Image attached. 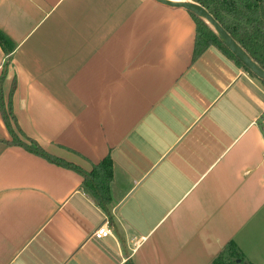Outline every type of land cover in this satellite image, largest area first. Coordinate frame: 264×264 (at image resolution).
<instances>
[{"label": "crops", "instance_id": "0c3cea01", "mask_svg": "<svg viewBox=\"0 0 264 264\" xmlns=\"http://www.w3.org/2000/svg\"><path fill=\"white\" fill-rule=\"evenodd\" d=\"M0 31L12 128L67 165L0 113V264H211L230 244L264 264V85L213 46L193 60L187 11L0 0ZM107 157L105 212L81 172Z\"/></svg>", "mask_w": 264, "mask_h": 264}, {"label": "trees", "instance_id": "16d2710c", "mask_svg": "<svg viewBox=\"0 0 264 264\" xmlns=\"http://www.w3.org/2000/svg\"><path fill=\"white\" fill-rule=\"evenodd\" d=\"M190 1L199 4L206 9L208 13H210V15H212V17L222 26V28L235 40V42L252 58V60L264 70V0ZM188 13L194 20L196 26L193 60L201 56L207 47L213 46L230 60L234 61L236 65L242 67L247 73L254 77L221 42L214 30L203 19L191 12ZM0 47L7 55L11 54L14 50V44L1 31ZM261 83L264 85L263 82ZM12 93L13 89L11 90L7 101H5L0 87V113L8 132L12 136V143L21 146L27 151L32 152L49 162L64 165V163L47 154L37 144L30 139L25 138L22 134L20 135L25 139V141H22L17 136L16 132L12 128V123L14 122L10 107ZM15 127L17 129V126ZM81 174L83 176L84 189L92 195L97 204L105 212H108L107 206L110 203L109 184L112 180L113 174L112 162L110 158H105L100 164L94 167L92 172H81ZM229 249L231 250V253L234 254L229 256L233 259L232 263H225L217 258L211 264H234L236 261H240L241 264L242 256L240 252L237 251L233 244L229 245Z\"/></svg>", "mask_w": 264, "mask_h": 264}, {"label": "water", "instance_id": "95a60500", "mask_svg": "<svg viewBox=\"0 0 264 264\" xmlns=\"http://www.w3.org/2000/svg\"><path fill=\"white\" fill-rule=\"evenodd\" d=\"M156 2L175 9H183L203 19L217 34L221 42L259 81L264 83V70L235 42L222 26L199 4L190 0H155Z\"/></svg>", "mask_w": 264, "mask_h": 264}, {"label": "built area", "instance_id": "2783aa9c", "mask_svg": "<svg viewBox=\"0 0 264 264\" xmlns=\"http://www.w3.org/2000/svg\"><path fill=\"white\" fill-rule=\"evenodd\" d=\"M111 234L112 230L109 227L108 222L105 221L103 224H101L94 230V232L92 233V237L101 240L110 237Z\"/></svg>", "mask_w": 264, "mask_h": 264}, {"label": "rangeland", "instance_id": "374dc122", "mask_svg": "<svg viewBox=\"0 0 264 264\" xmlns=\"http://www.w3.org/2000/svg\"><path fill=\"white\" fill-rule=\"evenodd\" d=\"M257 80V79H256ZM231 250L230 249H227L226 251H224L219 257H218V260H222L224 261L225 263H232L233 262V259L230 258L229 256H231ZM234 255V254H232ZM234 264H240V261H236Z\"/></svg>", "mask_w": 264, "mask_h": 264}]
</instances>
